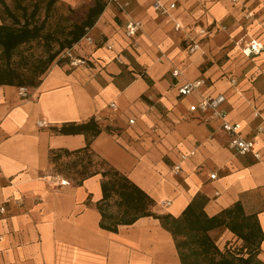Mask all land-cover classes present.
<instances>
[{
    "label": "crops",
    "instance_id": "obj_1",
    "mask_svg": "<svg viewBox=\"0 0 264 264\" xmlns=\"http://www.w3.org/2000/svg\"><path fill=\"white\" fill-rule=\"evenodd\" d=\"M3 1L21 22L36 23L38 12L18 16L13 0ZM159 1L175 7L162 13L153 0H105L93 25L33 86L0 84V264H181L172 234L154 215L178 217L193 201L208 217L235 203L255 215L263 232L256 259L264 263V133L256 137L258 159L239 154L228 147L219 120L189 110L204 96L222 94L226 118L243 136L264 125V0ZM93 4L56 1L69 12L60 39ZM129 19L141 22L133 37L125 33ZM12 21L0 13V24ZM242 37L263 50L243 55L235 44ZM191 41L199 48L189 52ZM199 79L204 84L179 95L182 84ZM19 87L27 88L26 97ZM91 119L100 130L89 145L92 164L102 160L152 201L151 215L127 223L132 215H122L113 195L104 223L115 230L101 226L103 168L78 174L94 167L74 153L85 147V135L59 132ZM66 162L79 170L69 175ZM176 164L181 171L174 174ZM209 235L222 252L227 242H242L226 228Z\"/></svg>",
    "mask_w": 264,
    "mask_h": 264
},
{
    "label": "trees",
    "instance_id": "obj_2",
    "mask_svg": "<svg viewBox=\"0 0 264 264\" xmlns=\"http://www.w3.org/2000/svg\"><path fill=\"white\" fill-rule=\"evenodd\" d=\"M22 1L13 0L15 7L21 10L22 15H24L27 13V8L21 4ZM56 1L47 0L45 2L44 18L39 24H32V20L27 18L21 22L10 12L7 4L0 0V13L10 14L13 19L12 25L0 24V53L6 61L4 66H0V84L16 83L23 85L27 83L33 86L37 82L38 75L45 71L46 67L56 56L64 48H69L76 43L85 34L86 28L93 25L105 4V0H94V4L88 9L84 20L80 23H73L71 28L66 31L63 39L57 37L58 47L52 51L51 41L54 35L49 31H43L48 21L49 13L54 8ZM38 11L39 4L35 1L30 12L31 16L34 17ZM62 33L61 31L60 34ZM37 39H42L47 46V57L35 65L33 75H23L10 64V60L20 45ZM99 131V127L92 119L83 124L63 126L59 129L61 133H83L85 135V147L74 151V153H82V156H85L86 162L90 165L93 162V154L89 150V145ZM64 154L68 155L71 153L64 151ZM56 156L58 155L56 154L52 158L53 161ZM99 162L100 165L105 166L100 173L103 178H106L101 183L103 198L101 203L98 204L102 215L101 226L109 230L116 229L115 226L112 227L104 223V218L109 216V214L105 213V210L113 195L117 196L115 203L118 208L122 209V215L124 216L127 213L132 215L130 218L124 219V222L131 223L139 216L151 215L147 208L152 201L126 177L107 166L102 160H99ZM97 172L99 171L93 170L89 172L81 170L78 174L83 177ZM154 216L159 218L161 225L172 234L181 264H264L256 259L263 239V232L255 215H246L239 203H235L233 206L211 217H208L203 211V207L194 201L178 217L169 215ZM216 228H226L242 241L239 247V254L233 253L229 246L224 252L218 249L209 235V232Z\"/></svg>",
    "mask_w": 264,
    "mask_h": 264
},
{
    "label": "built area",
    "instance_id": "obj_3",
    "mask_svg": "<svg viewBox=\"0 0 264 264\" xmlns=\"http://www.w3.org/2000/svg\"><path fill=\"white\" fill-rule=\"evenodd\" d=\"M233 2H236L238 0H232ZM153 7L157 10H160L162 13H168L169 10L173 9L175 7L174 3L169 4L168 6L163 5L159 0H153ZM248 16H251L250 13L247 14ZM141 28V22L138 20L129 19L125 25V33L129 37H133L136 35V33ZM174 30L179 31L180 25L175 23L174 24ZM88 43H92L90 37H86ZM235 44L240 48L241 52L245 56H251V55H257L263 50V45L258 42L255 39L249 38L245 39L244 37L239 38L235 41ZM199 48V44L197 42L191 41V43L187 46V49L189 52H192ZM73 64H76L74 61ZM181 74V71L178 68H174L172 70V75L174 77H177ZM233 82V80H231ZM202 84H204L203 79L195 80L193 82H187L185 84H182L178 88L179 95L186 96L189 95L191 92L195 91L198 87H200ZM18 94L21 97H26L28 92L26 87H19ZM225 102V97L222 94H218L215 96H204L200 99V101L194 105H191L189 107L190 111L199 110L202 112H208V117L211 120H219V129L224 131L228 138V147L239 153V154H252L254 158H259V153L255 151V144H256V137L264 133V125L258 126L255 128L254 136L251 138H247L243 136L240 132V125L238 123H232L227 120L226 113L223 108V103ZM114 103H110V107H114ZM255 116H258V113L256 112L254 114ZM132 123V120L130 121ZM40 125H43L41 122ZM182 159L184 156L181 157ZM181 171V167L179 164H176L172 172L174 174H177ZM215 175L212 174L211 178H214ZM59 184L61 185H67L69 184L68 179H61L59 180ZM169 201H162V204L167 205ZM4 212V208L0 206V213Z\"/></svg>",
    "mask_w": 264,
    "mask_h": 264
},
{
    "label": "rangeland",
    "instance_id": "obj_4",
    "mask_svg": "<svg viewBox=\"0 0 264 264\" xmlns=\"http://www.w3.org/2000/svg\"><path fill=\"white\" fill-rule=\"evenodd\" d=\"M34 1L36 0H23L22 1L25 7L27 8V13L31 12ZM37 2L39 4V11L36 15L37 16L36 23L39 24V22L41 21L45 13L46 0H37ZM67 11L68 10L66 9L54 7L52 11L49 13V18H48V21L46 23V26L43 32L49 31L51 32V34L54 35V38L51 41L52 49L57 47L55 42L57 41V37H62V34H60L61 31L69 27L70 22L67 19H65V16L69 13ZM15 13L18 16H20L22 12L21 10H15ZM9 23L10 21L8 22V24ZM47 54H48L47 46L43 43L42 39H37V40L32 41L30 44H26V45L18 47L17 50H15L10 60V64L13 67H15L19 72H22L23 75H33V69L35 65L39 64V61H43L47 57ZM5 64H6V61L2 58V54L0 53V66H4ZM83 158L85 159V156ZM94 161L95 163L92 164V166L94 167H91L88 171H93L95 169L100 170L102 168H105L104 165H100V162L97 161L96 158L94 159ZM62 164H63L62 167L65 170L67 169L66 171L68 174L71 173L72 171H77V169L79 170V168L74 169V170L73 169L68 170L72 167V165H70L68 162H66L65 164L64 163ZM212 237L215 239L216 235L212 234ZM229 243H232L231 245L232 247H234V249L232 250L233 253L239 254L240 245H236V243L233 242L232 240L229 241ZM229 243L227 242V245ZM227 245H225V249H227Z\"/></svg>",
    "mask_w": 264,
    "mask_h": 264
}]
</instances>
